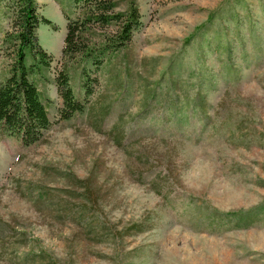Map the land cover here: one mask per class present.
I'll return each mask as SVG.
<instances>
[{"label":"rangeland","instance_id":"374dc122","mask_svg":"<svg viewBox=\"0 0 264 264\" xmlns=\"http://www.w3.org/2000/svg\"><path fill=\"white\" fill-rule=\"evenodd\" d=\"M35 1L52 123L0 136V264H264V0H109L137 21L99 63H67L84 107L64 119L67 23L108 0ZM17 6L0 0V81Z\"/></svg>","mask_w":264,"mask_h":264},{"label":"trees","instance_id":"16d2710c","mask_svg":"<svg viewBox=\"0 0 264 264\" xmlns=\"http://www.w3.org/2000/svg\"><path fill=\"white\" fill-rule=\"evenodd\" d=\"M17 5L11 22L12 30L6 31L2 40L5 55L13 54L15 60L9 75L0 81V136L10 134L17 137L22 144H31L40 142L44 131L52 123L48 102L43 99V92L38 88L35 80L30 79L32 72L39 74L38 64L50 63L51 57L38 43L36 34L39 23L50 24V21L38 15L35 0H17ZM96 5V7L84 9L82 17L70 20L66 26L67 31L62 48V55L66 62H63L55 79L62 103L59 114L63 119L81 111L84 107V100L75 97L72 92L69 75L65 70L67 63H99L103 50H118L126 44L138 18L134 7L125 14L111 13L110 10L115 3L109 0ZM114 19L120 21L118 29L114 34L107 36L108 38H104L102 45L87 43L91 24L103 25ZM27 56L34 60L31 64L26 63ZM83 188L87 198L95 204V197L89 196L91 193L87 187Z\"/></svg>","mask_w":264,"mask_h":264}]
</instances>
